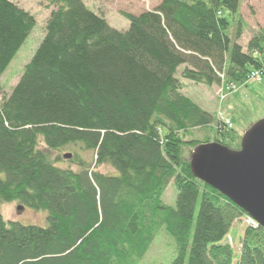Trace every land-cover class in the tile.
I'll return each mask as SVG.
<instances>
[{
	"label": "trees",
	"instance_id": "16d2710c",
	"mask_svg": "<svg viewBox=\"0 0 264 264\" xmlns=\"http://www.w3.org/2000/svg\"><path fill=\"white\" fill-rule=\"evenodd\" d=\"M44 1L43 39L0 98V204L44 211L47 225L0 215V264H136L163 228L176 245L171 264H264V230L246 226L235 254L224 240L246 214L184 158L185 146L210 142H186L194 130L239 150L240 136L181 90L188 81L227 95L264 72V32L237 43L240 0H160L122 14L123 32L82 0ZM35 24L0 0V77ZM68 149L75 170L59 166ZM169 184L175 208L162 201Z\"/></svg>",
	"mask_w": 264,
	"mask_h": 264
},
{
	"label": "rangeland",
	"instance_id": "374dc122",
	"mask_svg": "<svg viewBox=\"0 0 264 264\" xmlns=\"http://www.w3.org/2000/svg\"><path fill=\"white\" fill-rule=\"evenodd\" d=\"M19 7L28 11L35 19V27L31 31L28 38L24 41L14 59L11 61L6 71L0 77V98L3 94H8L16 85L23 67L30 61L35 50L39 46L44 36L45 22L50 14L46 8L44 0H10ZM85 6L95 14L102 16L108 25L120 32L128 29V21L122 17V14L138 15L140 13L153 10L160 0H82ZM239 18L244 24V32L237 41L239 45L245 47L248 40L254 35L264 32V0H240ZM225 17L231 21V18L226 14ZM230 35L233 38L234 31L230 29ZM183 67L179 69L181 71ZM178 71V72H179ZM184 88L181 90L182 95L190 98L204 111L212 113L215 117L217 114L224 119L229 120L230 128L233 129L236 135L240 136V140L245 131L259 120L264 119V77L260 81L248 80L237 89H230L227 95L221 94V88L218 86L207 87L203 84H193L184 81ZM224 96L225 98H220ZM206 134L209 135V141L213 142L216 138L214 132L210 128L206 132L201 130L191 131L189 136L184 138L188 141H201ZM235 147V144L233 145ZM184 148V158H188L190 163V155L192 148ZM41 149L44 148L41 146ZM240 149V141H239ZM78 153V150H76ZM71 150L63 152V155L71 153ZM50 159L55 158L56 154L49 153ZM87 160H91V152L81 154ZM63 159L60 167L70 168L75 170L67 161ZM99 172L107 175H115L116 172L108 167L103 166L97 169ZM1 175V174H0ZM176 190L172 184H169L162 197L163 203L171 208L176 206ZM16 204H0V215L8 221L18 222L23 225H34L45 227L47 225V213L44 211L35 212L30 209L17 211ZM199 206L196 207V213ZM253 226L252 228H255ZM246 225L242 218L233 222L228 236L224 242L233 244L235 254L239 253V239L242 237ZM176 257V245L173 238L161 229L156 234L146 254L136 264H171Z\"/></svg>",
	"mask_w": 264,
	"mask_h": 264
},
{
	"label": "water",
	"instance_id": "95a60500",
	"mask_svg": "<svg viewBox=\"0 0 264 264\" xmlns=\"http://www.w3.org/2000/svg\"><path fill=\"white\" fill-rule=\"evenodd\" d=\"M70 157L64 155V159ZM190 169L195 179L227 198L264 230V119L244 132L239 150L215 142L196 146Z\"/></svg>",
	"mask_w": 264,
	"mask_h": 264
},
{
	"label": "built area",
	"instance_id": "2783aa9c",
	"mask_svg": "<svg viewBox=\"0 0 264 264\" xmlns=\"http://www.w3.org/2000/svg\"><path fill=\"white\" fill-rule=\"evenodd\" d=\"M264 77V72L263 73H260V72H251L250 75L248 76V80H253V81H260L261 78ZM221 94H222V91L220 90ZM220 98L224 99L225 97L224 96H221ZM217 121L219 122V124H225L227 125V127L230 128V122L229 120L227 119H224L222 116L218 115L217 114ZM243 221L245 223V225L249 228L253 227V226H258V224L256 223V221H254L251 217H249L248 215L244 216L243 217ZM230 240V245H231V239Z\"/></svg>",
	"mask_w": 264,
	"mask_h": 264
}]
</instances>
